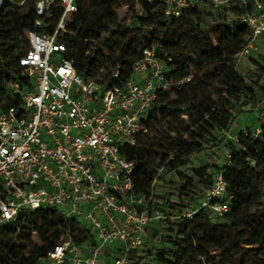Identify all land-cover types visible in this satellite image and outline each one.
I'll return each mask as SVG.
<instances>
[{"label": "trees", "instance_id": "trees-1", "mask_svg": "<svg viewBox=\"0 0 264 264\" xmlns=\"http://www.w3.org/2000/svg\"><path fill=\"white\" fill-rule=\"evenodd\" d=\"M77 3L78 11L59 38L67 45L66 58L85 80L121 87L147 50L167 66L170 91L157 92L144 132L133 144L121 146V154L135 164V194L150 201L151 213L161 211L167 218L147 228L162 243L145 251L148 264H264V202L251 200L264 189V108L259 134L240 131L225 144L224 161L193 164L217 153L223 143L219 134L228 133L239 114L264 100V65L255 61V69L244 74L235 62L250 41L242 18L254 11L253 5L215 10L199 3L181 17H167L159 0ZM137 3L143 15L133 12ZM36 4L26 0L17 8L12 0H0V109L18 104L9 87L22 79L19 59L28 49L26 33H54L61 17L59 8L51 17L39 16ZM123 4L132 11L129 23L119 21ZM38 20L43 28L36 27ZM260 59L264 62V55ZM117 70L120 77L114 79ZM216 172L223 173L233 197L230 212L217 217L200 209L192 220L174 219L198 209ZM157 185L168 186V193L156 196ZM25 220L32 222L31 232L20 230ZM67 237L78 244L93 242L91 229L56 208L24 211L15 223L0 224V264H43Z\"/></svg>", "mask_w": 264, "mask_h": 264}, {"label": "built area", "instance_id": "built-area-1", "mask_svg": "<svg viewBox=\"0 0 264 264\" xmlns=\"http://www.w3.org/2000/svg\"><path fill=\"white\" fill-rule=\"evenodd\" d=\"M159 2L167 17H181L199 3L215 10L251 3L254 11L242 18L250 41L236 56L237 66L259 51L264 0ZM54 8L61 10L54 33H26L22 79L9 87L18 104L0 109V224L15 223L27 210L56 208L65 218L89 223L93 242L78 244L67 237L43 264H129L144 246L147 228L167 218L161 211L151 213L150 201L135 194V164L121 154V146L144 132L157 92L170 91L167 66L147 50L121 87L85 80L59 38L78 11L77 0H37L39 16L51 17ZM36 27L43 28L41 20ZM119 77L117 70L113 78ZM232 199L223 173L216 172L198 209L174 219L192 220L200 209L224 217Z\"/></svg>", "mask_w": 264, "mask_h": 264}, {"label": "rangeland", "instance_id": "rangeland-1", "mask_svg": "<svg viewBox=\"0 0 264 264\" xmlns=\"http://www.w3.org/2000/svg\"><path fill=\"white\" fill-rule=\"evenodd\" d=\"M13 3L17 8H20L21 6L24 5L26 0H12ZM5 4V1L3 2ZM138 15H143L144 14V7L140 4L137 3L134 11ZM118 16H119V21H127L129 23V20L132 17V11L130 7L127 5H122L118 9ZM264 55V37L261 40L259 44V51L257 53H254L252 56L249 58H246L239 66L238 70L241 73H247L249 70H254L255 69V61L261 62V64L264 65V62L260 59V56ZM245 103V102H244ZM264 108V100L258 104V106L255 109H252V111L245 110L241 114L237 116V121L234 123V125L231 127L228 133H223L219 134V139L222 140L221 147L219 149H216V152L212 157L210 155H202L199 159L195 160L193 162L195 167H199L201 165H204L209 162H219V161H224L223 158H225V149L224 146L225 144L233 140L235 141L236 135L240 131L244 132H254L256 134H259V129L261 128L258 119L260 116L261 110ZM211 158V159H210ZM169 180H178L176 176H168ZM169 187L166 185H157L154 191V194L156 196H163L164 194L168 193ZM252 201L256 202H264V189L260 190L259 192L255 193L251 197ZM82 223V226L88 229H92L91 225L89 223L84 222L83 220H80ZM165 228V227H161ZM167 229V228H166ZM165 229V230H166ZM21 231H27L31 232L32 231V222L29 220H25L23 223V226L20 228ZM152 243L158 246H162V243H160V237L157 239H154L153 237V231L152 230H146L145 233V243L144 246L133 256V259L130 260L129 264H148V260L146 258V250L151 247Z\"/></svg>", "mask_w": 264, "mask_h": 264}]
</instances>
